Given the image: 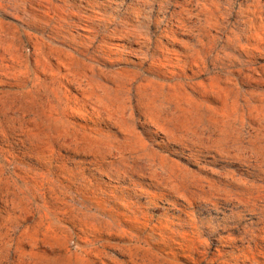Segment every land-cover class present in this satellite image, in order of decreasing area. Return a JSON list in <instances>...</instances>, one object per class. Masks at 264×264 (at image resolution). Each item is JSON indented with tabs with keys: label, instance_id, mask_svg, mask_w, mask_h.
I'll use <instances>...</instances> for the list:
<instances>
[{
	"label": "rangeland",
	"instance_id": "obj_1",
	"mask_svg": "<svg viewBox=\"0 0 264 264\" xmlns=\"http://www.w3.org/2000/svg\"><path fill=\"white\" fill-rule=\"evenodd\" d=\"M0 264H264V0H0Z\"/></svg>",
	"mask_w": 264,
	"mask_h": 264
}]
</instances>
